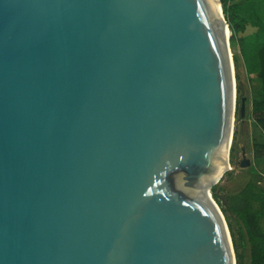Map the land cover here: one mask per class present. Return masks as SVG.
Listing matches in <instances>:
<instances>
[{
    "label": "water",
    "instance_id": "95a60500",
    "mask_svg": "<svg viewBox=\"0 0 264 264\" xmlns=\"http://www.w3.org/2000/svg\"><path fill=\"white\" fill-rule=\"evenodd\" d=\"M229 33L219 0H0V264H235Z\"/></svg>",
    "mask_w": 264,
    "mask_h": 264
},
{
    "label": "trees",
    "instance_id": "16d2710c",
    "mask_svg": "<svg viewBox=\"0 0 264 264\" xmlns=\"http://www.w3.org/2000/svg\"><path fill=\"white\" fill-rule=\"evenodd\" d=\"M219 1L230 29L229 41L238 45L246 73L260 78V88L251 99V118L264 133V0ZM248 27L251 32L244 33ZM233 60L235 62L234 56ZM232 145L233 142L231 149ZM253 157H264V142L253 144ZM252 186L254 184L249 180L241 190L243 199L234 198L233 202L211 187L212 197L219 204L229 230L235 264H245V242L249 243V264H264V236L257 229L256 212L250 207V200H257L260 209L264 210V197L251 192Z\"/></svg>",
    "mask_w": 264,
    "mask_h": 264
},
{
    "label": "rangeland",
    "instance_id": "374dc122",
    "mask_svg": "<svg viewBox=\"0 0 264 264\" xmlns=\"http://www.w3.org/2000/svg\"><path fill=\"white\" fill-rule=\"evenodd\" d=\"M254 1L258 2V0ZM251 30L252 29L248 27L244 33H249ZM229 48L231 50L234 83L236 88V105L231 139V144L233 142V145L232 149L230 145V163L226 167V172L213 185V187L218 189L219 192L221 191V193L233 202L234 198H239L240 200L243 199L244 193L242 194L241 190L249 180L254 184V186L250 188L251 192L260 194V196L264 197V157H253V144L264 142V133L251 118V99L260 88V78L254 74L246 73L243 61L239 54L238 45L235 42L231 43L229 41ZM233 56L235 57V62ZM238 87L239 92H237ZM241 96L246 98L245 114L243 117H240L238 112ZM241 147H244L245 156L250 160V165L247 167L237 166V162L241 158ZM214 202L217 204L215 200ZM217 206L219 208V204H217ZM250 207L253 212H256L257 229L264 236V210L260 209V202L257 200H250ZM234 222H236L237 225L239 224L238 220H235ZM244 252L245 264H249L248 242H245Z\"/></svg>",
    "mask_w": 264,
    "mask_h": 264
},
{
    "label": "bare ground",
    "instance_id": "6f19581e",
    "mask_svg": "<svg viewBox=\"0 0 264 264\" xmlns=\"http://www.w3.org/2000/svg\"><path fill=\"white\" fill-rule=\"evenodd\" d=\"M229 35H230V33L227 35V37H229ZM229 51H230V54H231V50H230V48H229ZM232 67H233V62H232ZM233 69V68H232ZM233 71H234V69H233ZM233 73V72H232ZM233 77H234V75H233ZM234 119V118H233ZM234 121V120H233ZM233 121H232V125H233ZM231 139H232V137H231ZM228 166V164L226 165V167ZM226 172V169H225V171H224V173ZM223 173V174H224ZM219 180V179H218ZM217 178L216 179H214L212 182H211V184L212 185H214L217 181ZM204 192H205V194L207 195V197L209 198V200H214L213 199V197H212V195L208 192V191H206L205 189H204ZM214 202V201H213ZM214 204H215V202H214Z\"/></svg>",
    "mask_w": 264,
    "mask_h": 264
}]
</instances>
